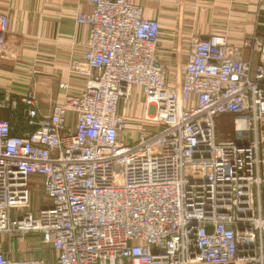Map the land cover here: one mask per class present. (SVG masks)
I'll list each match as a JSON object with an SVG mask.
<instances>
[{"label":"built area","instance_id":"1","mask_svg":"<svg viewBox=\"0 0 264 264\" xmlns=\"http://www.w3.org/2000/svg\"><path fill=\"white\" fill-rule=\"evenodd\" d=\"M84 1L88 41L70 69L81 90L61 82L48 113L32 90L0 98V233L49 248L0 249V264H264V33L241 50L195 36L171 86L158 19L130 0ZM9 22L0 15V57ZM127 100L152 127L123 140Z\"/></svg>","mask_w":264,"mask_h":264},{"label":"crops","instance_id":"2","mask_svg":"<svg viewBox=\"0 0 264 264\" xmlns=\"http://www.w3.org/2000/svg\"><path fill=\"white\" fill-rule=\"evenodd\" d=\"M130 1L142 4L146 17L160 21L158 55L168 67L171 86L183 81L195 36L226 32L230 44L241 50L245 38L264 33V4L258 0ZM90 9L84 0H0V15L10 21L0 57V93L24 94L25 84L32 81L39 110L48 113L65 93L61 82L79 92L82 81L71 76L70 68L74 59L84 55L88 27L77 23L76 15ZM243 57H250L248 50L243 49ZM253 60L256 63L257 56ZM0 116L6 112L0 111Z\"/></svg>","mask_w":264,"mask_h":264},{"label":"rangeland","instance_id":"3","mask_svg":"<svg viewBox=\"0 0 264 264\" xmlns=\"http://www.w3.org/2000/svg\"><path fill=\"white\" fill-rule=\"evenodd\" d=\"M163 21L167 22L169 20L164 19ZM223 34H226V32ZM71 68H72V64H71ZM25 86H26L25 92H27V90H32V91L34 90V85L32 81L28 84H25ZM24 94H16V95L8 94V95L11 98L19 99ZM4 95H7V92L0 93V98L4 97ZM37 100H38V96H37ZM145 106L146 105H144L143 103L138 104L130 100H127L126 103H124L121 106L120 108L121 112L123 111V115L126 119V128L120 134V138H122L123 140H128L130 137H132L131 139H136L140 137L142 133L146 132V130L152 127V125L147 122V119L152 118L153 115L152 113L148 112V110L145 109ZM3 111L6 112L5 117H8V111L6 110ZM0 117L4 118V116H0ZM217 126H218V133L220 135H223L224 137H229L235 134V130L233 129V122L232 120H230V117L229 119L222 118L220 121H218ZM261 139H262L261 146L264 147V127L263 129L261 128ZM38 180L39 178H34V182L32 183L31 198L33 199V201H35L36 198L40 197V195L42 194L40 183ZM0 249L9 251L10 253L15 254L16 256L17 255L36 256L41 253L42 249H46L47 251L49 248L42 247V245L39 243L37 236L35 235L29 236L28 238L22 240L8 234L0 233Z\"/></svg>","mask_w":264,"mask_h":264},{"label":"bare ground","instance_id":"4","mask_svg":"<svg viewBox=\"0 0 264 264\" xmlns=\"http://www.w3.org/2000/svg\"><path fill=\"white\" fill-rule=\"evenodd\" d=\"M229 40V39H228Z\"/></svg>","mask_w":264,"mask_h":264}]
</instances>
